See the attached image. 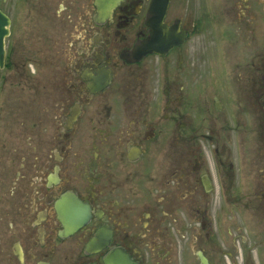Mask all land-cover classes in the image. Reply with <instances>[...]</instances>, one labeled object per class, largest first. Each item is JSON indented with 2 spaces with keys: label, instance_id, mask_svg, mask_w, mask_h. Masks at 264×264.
<instances>
[{
  "label": "flooded vegetation",
  "instance_id": "af4514ba",
  "mask_svg": "<svg viewBox=\"0 0 264 264\" xmlns=\"http://www.w3.org/2000/svg\"><path fill=\"white\" fill-rule=\"evenodd\" d=\"M0 264H264V0H0Z\"/></svg>",
  "mask_w": 264,
  "mask_h": 264
}]
</instances>
